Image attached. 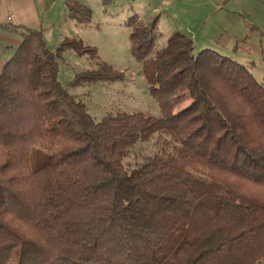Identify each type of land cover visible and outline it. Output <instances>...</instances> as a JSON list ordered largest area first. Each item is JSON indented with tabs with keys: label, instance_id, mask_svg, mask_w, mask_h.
<instances>
[{
	"label": "trees",
	"instance_id": "trees-1",
	"mask_svg": "<svg viewBox=\"0 0 264 264\" xmlns=\"http://www.w3.org/2000/svg\"><path fill=\"white\" fill-rule=\"evenodd\" d=\"M66 5L71 19L92 21L85 4ZM127 25L160 117L95 121L69 88L124 73L100 63L65 87L58 60L95 59L97 48L73 37L51 51L41 31L11 27L23 41L0 72V264H260L264 87L216 50L196 55L181 32L155 52L160 16ZM156 133L175 152L128 170Z\"/></svg>",
	"mask_w": 264,
	"mask_h": 264
},
{
	"label": "rangeland",
	"instance_id": "rangeland-1",
	"mask_svg": "<svg viewBox=\"0 0 264 264\" xmlns=\"http://www.w3.org/2000/svg\"><path fill=\"white\" fill-rule=\"evenodd\" d=\"M77 1L92 10L90 23L80 24L71 19L66 0H46L43 4L45 31L42 27L36 30L43 32L51 51L66 38L73 37L97 48L95 59L67 51L58 60L59 81L65 87L77 74L97 69L100 63L124 73L123 80L69 88L70 94L85 103L97 122L123 111L161 116L160 105L151 95L145 79L143 63L131 52V29L127 21L135 15L142 19L160 16V38L155 52L166 46L173 32H181L193 38L196 55L203 49L216 50L246 66L264 87V0H111L107 4L104 0ZM54 4L59 8L53 9ZM185 97L182 101L176 100L177 109L191 102ZM159 134L130 152L124 160L128 170L156 154L175 152L177 145L167 146L170 138ZM260 264H264V258Z\"/></svg>",
	"mask_w": 264,
	"mask_h": 264
},
{
	"label": "crops",
	"instance_id": "crops-1",
	"mask_svg": "<svg viewBox=\"0 0 264 264\" xmlns=\"http://www.w3.org/2000/svg\"><path fill=\"white\" fill-rule=\"evenodd\" d=\"M45 1L0 0V72L23 41L21 34L12 31L11 27H27L34 30L42 27L45 31ZM55 8L58 9L59 5L54 4L53 9Z\"/></svg>",
	"mask_w": 264,
	"mask_h": 264
}]
</instances>
